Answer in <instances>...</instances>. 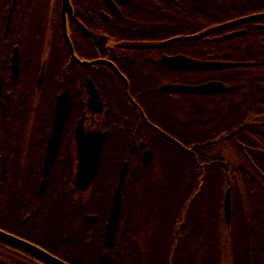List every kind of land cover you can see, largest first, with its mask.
Listing matches in <instances>:
<instances>
[{"label": "trees", "instance_id": "1", "mask_svg": "<svg viewBox=\"0 0 264 264\" xmlns=\"http://www.w3.org/2000/svg\"><path fill=\"white\" fill-rule=\"evenodd\" d=\"M135 1L138 4L122 15L112 36L126 44H157V49L149 47L157 52V83L170 75L159 59L163 53L252 64L189 71V81L221 80L224 89L214 95L181 93L175 99L157 89V99H137L148 118L157 121V145L147 165L138 160L135 148L119 143L122 138L118 127L130 125L135 114H128L127 109L135 104L120 95L110 100L111 122L115 125L100 153L94 180L110 182L108 203L124 161L128 167L109 264H219L220 207L227 187L232 189V179L242 199L245 228V244L233 264H264V15L235 21L264 12V0ZM8 6L0 3V60L9 53L4 42L20 19L17 8L23 11L25 5L16 2L10 27L3 35ZM34 12L31 9L32 16ZM239 29L243 33L221 37ZM196 33L198 36L192 39L165 42L174 36ZM49 63L50 55L45 75L62 73L60 66L49 67ZM181 76L178 80L186 78ZM39 102L38 123L50 124L54 100ZM10 114V106L6 105V119L0 114V125L11 123ZM217 134L225 137L214 144L211 139ZM205 138L210 141L204 146L188 147V143L203 142ZM224 151L230 152L233 159L225 160ZM46 199L44 209L31 219L38 223L46 220L47 249L70 264H99L101 243H89L88 225L82 219L91 211L88 194H49ZM15 220L17 212L2 194L0 228L10 230ZM123 220L127 221L125 235L120 234Z\"/></svg>", "mask_w": 264, "mask_h": 264}, {"label": "flooded vegetation", "instance_id": "2", "mask_svg": "<svg viewBox=\"0 0 264 264\" xmlns=\"http://www.w3.org/2000/svg\"><path fill=\"white\" fill-rule=\"evenodd\" d=\"M17 1L23 2L25 6L23 11L20 7L17 8L19 11L17 16L20 19L19 21L15 19L8 40L4 42L9 53L0 60V114L6 119V105L10 106L11 112V123L0 125V196L2 194L6 196L9 206L17 212V220L10 230L0 229L64 260L46 247L48 238L46 220L38 223L36 219L31 218L35 216V212L41 213L49 194L62 196L65 193L77 195L87 193L91 211L83 214L82 219L88 225V241L101 243L102 249L99 246L98 253L99 264H102L101 255L104 251H107L109 264V250L113 241L110 247H106L104 234L122 167L109 203L106 196L111 191V184L106 180L95 183L97 172L87 188L75 187L78 163L76 128L79 122L81 121L80 129L84 133L105 131V144L115 125L111 122L110 100L119 95L126 97L135 104V107L130 104L131 107L127 109V113L128 111L134 113L135 118L130 125L118 127L122 138L119 143L135 148L138 160L147 165L152 160L153 148L157 145V140L154 139L158 130L157 121L148 118V113L136 103V100L157 99V89L167 92V95L175 99L181 93L188 96L214 95L220 91L176 92L163 90L162 86L179 83L194 85L221 80L189 81L187 80L190 79L189 71L194 69H174L160 60L167 67L166 73L170 75L157 83V52L150 49H157V44H126L112 36L113 29L122 15L128 14V11L138 4L135 0H14L10 22ZM12 2L13 0H0V3L9 4L2 25L3 35L7 34L10 27L9 22L7 32L4 34ZM31 9L35 11L33 16ZM135 47L148 49L132 51L131 49ZM15 54L16 65L13 63ZM49 55V67L55 64V68L60 66L62 73L59 75L56 71H52L51 75L48 73L45 75ZM134 56H141L142 59H133ZM179 75L186 78L178 80ZM59 94L68 97L69 109L55 158L45 171L47 145ZM45 99L54 100L50 124L38 123L37 105H41L39 101ZM126 116L127 114L125 118ZM191 121L195 120L191 118ZM193 128L194 126L191 127ZM222 136L225 137L224 134L214 135L211 141L214 144L218 143ZM173 141L179 143L176 137H173ZM209 141L207 138L203 142L192 141L188 143V147L204 146ZM146 148H151L152 154L149 162L144 164L143 152ZM124 163L127 169L128 162ZM135 167L136 164L133 165V168ZM124 177L125 173L120 187L121 202ZM122 208L123 203L120 214ZM126 227L127 221H121L120 234H126ZM0 264L49 263L23 247L0 239Z\"/></svg>", "mask_w": 264, "mask_h": 264}, {"label": "water", "instance_id": "3", "mask_svg": "<svg viewBox=\"0 0 264 264\" xmlns=\"http://www.w3.org/2000/svg\"><path fill=\"white\" fill-rule=\"evenodd\" d=\"M13 6H14V0L9 8L4 34H6L9 26ZM262 15H264V12L246 15L236 19L235 21L236 22L243 21L246 19H250ZM243 31H244L243 29L231 31L225 33L221 37L222 38L233 37L243 33ZM197 36L198 33L189 34V35H178L167 39L165 42L171 43L177 40L192 39ZM160 60L171 68L185 69V70L186 69L210 70V69L252 64V62H245V61L201 60L184 54H175V55L162 54ZM13 63L16 65V54L13 58ZM223 88H224V84L221 81H215V80H211L201 84H194V85L179 83V84H165L162 86L163 90L176 91V92H193V93H215L221 91ZM68 109H69L68 97L65 94H59L56 100L54 120L47 145L45 171L48 170L51 162L55 158L58 144L60 141V134L63 128L65 118L68 113ZM80 127H81V121L79 122V126L76 128L78 163L76 167V177L74 180V185L77 188L85 189L87 188V186L89 185V183L91 182V180L93 179L94 175L97 172L100 153L106 138V132L96 130V131H90L88 133H84L80 129ZM142 146H144L143 143ZM151 154H152L151 148H146L144 150L143 152L144 164H147L149 162L151 158ZM125 169H126V163L123 164L121 169L119 181L109 211L108 221L105 227L104 243L106 247H110L112 244L114 231L121 211L122 202H121L120 187L125 173ZM230 188H231L230 186L227 187L223 197V212L226 223L229 222L230 213H231ZM0 239H2L7 243H13L15 245L25 248L26 250L32 252L33 254H36L39 258L45 260L49 264H69L68 262L54 256L50 252L24 239H21L13 234H10L2 229H0ZM101 262L102 264H108L107 251H104L102 253Z\"/></svg>", "mask_w": 264, "mask_h": 264}, {"label": "rangeland", "instance_id": "4", "mask_svg": "<svg viewBox=\"0 0 264 264\" xmlns=\"http://www.w3.org/2000/svg\"><path fill=\"white\" fill-rule=\"evenodd\" d=\"M225 160H232L230 152H223ZM232 189L230 190L231 195V213L228 222V226H225V219L223 213V204L221 202L222 208L220 207L219 214V232H220V242H219V264H233L235 261V256L238 258L240 256L241 250L245 244V231L243 224V212H242V199L240 193L235 188V180L232 179ZM225 189V187H224ZM224 197V194H223ZM157 223L159 221L157 220ZM231 229V230H230ZM231 237H233L231 239Z\"/></svg>", "mask_w": 264, "mask_h": 264}]
</instances>
